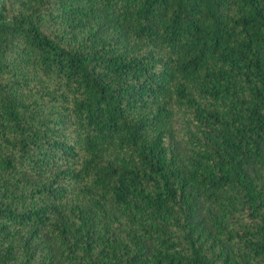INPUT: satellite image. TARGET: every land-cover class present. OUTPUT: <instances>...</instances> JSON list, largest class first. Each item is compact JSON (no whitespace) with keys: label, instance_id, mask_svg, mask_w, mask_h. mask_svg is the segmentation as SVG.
Returning a JSON list of instances; mask_svg holds the SVG:
<instances>
[{"label":"trees","instance_id":"obj_1","mask_svg":"<svg viewBox=\"0 0 264 264\" xmlns=\"http://www.w3.org/2000/svg\"><path fill=\"white\" fill-rule=\"evenodd\" d=\"M0 264H264V0H0Z\"/></svg>","mask_w":264,"mask_h":264},{"label":"rangeland","instance_id":"obj_2","mask_svg":"<svg viewBox=\"0 0 264 264\" xmlns=\"http://www.w3.org/2000/svg\"><path fill=\"white\" fill-rule=\"evenodd\" d=\"M178 133H188L190 132V126L186 123V122H182V123H179L177 124V127H176Z\"/></svg>","mask_w":264,"mask_h":264}]
</instances>
